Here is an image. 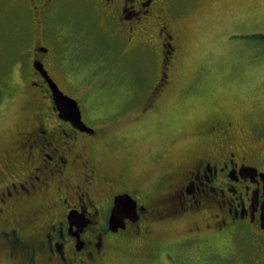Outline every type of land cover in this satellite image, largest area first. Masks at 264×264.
<instances>
[{"label":"flooded vegetation","instance_id":"1","mask_svg":"<svg viewBox=\"0 0 264 264\" xmlns=\"http://www.w3.org/2000/svg\"><path fill=\"white\" fill-rule=\"evenodd\" d=\"M8 1L39 30L28 59V85L37 96V111L0 156V245L6 246L8 260L109 264L115 251L142 253L158 247L151 240L158 225L188 219L193 227L185 240L202 242L203 230L221 240L246 232L259 255L257 263L264 264V120L252 117L246 127L231 119L208 123V146L159 181L143 185L106 170L98 145L106 143L109 134L85 120L80 99L63 88L55 73L56 46L74 56L81 45L72 28L67 29L70 38L62 33L56 41L46 33V25L62 10L79 8V1H85L92 20L102 14L109 26L107 40L123 41L135 52L147 46L160 55L157 80L140 109L149 113L153 101L170 87L178 52L173 0ZM36 64L64 95L78 102L82 124L60 116ZM120 197L131 204L120 211L121 226L115 228L112 216ZM29 206L32 215L49 217L33 241L23 225L11 219Z\"/></svg>","mask_w":264,"mask_h":264},{"label":"rangeland","instance_id":"2","mask_svg":"<svg viewBox=\"0 0 264 264\" xmlns=\"http://www.w3.org/2000/svg\"><path fill=\"white\" fill-rule=\"evenodd\" d=\"M173 2L178 52L171 84L147 114L140 109L157 80L159 54L147 46L135 52L123 41L107 40L109 26L102 14L92 20L85 1L46 25L56 41L62 33L70 38L67 29L72 28L81 45L74 56L56 46L60 63L55 73L63 88L80 99L85 120L109 134L107 145H98L103 166L143 185L159 181L208 146V123L231 119L246 127L252 117L264 120V0ZM12 6L0 0V156L37 111L28 59L39 30ZM32 212L29 206L11 216L30 241L49 218ZM192 227L188 219L158 225L151 237L158 247L115 251L109 264H258L246 232L221 240L203 230L202 242L195 243L185 240ZM6 253L0 245V264H24L8 260Z\"/></svg>","mask_w":264,"mask_h":264},{"label":"water","instance_id":"3","mask_svg":"<svg viewBox=\"0 0 264 264\" xmlns=\"http://www.w3.org/2000/svg\"><path fill=\"white\" fill-rule=\"evenodd\" d=\"M36 66L41 70L44 77L46 78L47 82L50 85V88L53 92V99L56 105V108L58 112L60 113V116L64 119H70L74 121L75 123L78 122L79 124H82L81 122V111L78 105V102L66 95L60 89L58 88L57 84L48 77L47 73L36 64ZM130 200L126 197H120L116 200V207L113 212L112 216V227H119L121 226V219L122 216L120 215V211L123 209H129L130 208ZM134 210V205H133Z\"/></svg>","mask_w":264,"mask_h":264},{"label":"bare ground","instance_id":"4","mask_svg":"<svg viewBox=\"0 0 264 264\" xmlns=\"http://www.w3.org/2000/svg\"><path fill=\"white\" fill-rule=\"evenodd\" d=\"M39 66V65H38ZM41 71V70H40ZM43 74V73H42ZM44 76V75H43ZM59 88V87H58ZM61 91V90H60Z\"/></svg>","mask_w":264,"mask_h":264}]
</instances>
